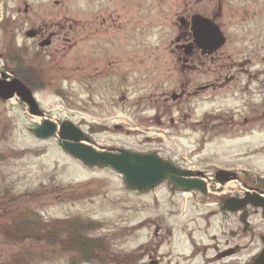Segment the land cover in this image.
I'll list each match as a JSON object with an SVG mask.
<instances>
[{
  "label": "rangeland",
  "instance_id": "374dc122",
  "mask_svg": "<svg viewBox=\"0 0 264 264\" xmlns=\"http://www.w3.org/2000/svg\"><path fill=\"white\" fill-rule=\"evenodd\" d=\"M56 1L60 4L55 5ZM3 2L0 12L23 10L26 3L34 11L57 12L87 27L83 38L76 39L75 50L54 57L58 61L41 64L34 53V68L42 74L43 84L35 83L34 92L42 115H31L18 98L0 100V264L21 258L25 264H128L131 258L126 257L139 256L157 230L171 233L176 242L193 234L198 244L214 234V220H210L212 227L206 221L213 219L214 211L204 205L219 202L213 199L219 197L183 194L167 182L145 192L134 191L113 170L88 168L66 154L60 138L41 140L30 129L45 119L58 125L71 121L89 135L87 144L98 151L153 153L179 167L209 174L221 165L264 170L261 131L194 126L204 119L216 122L219 107L237 105L226 91L200 94L190 106L195 112L184 115L179 104L171 113L166 107L158 113V106L146 98L151 92L158 100L159 93L170 95L181 82L177 56L170 47L179 14L188 8L212 16L214 10L228 37L247 25L243 14L253 10L257 18L248 24L254 37L261 28L258 14L264 11L263 0H8L9 7ZM115 6H120L119 20L106 35L100 27L101 16ZM14 31L11 25L0 31V57L7 51L13 54L16 45L25 42V33L15 41ZM229 45L220 53L227 52ZM115 60L119 61L117 72L106 77L107 64ZM188 73L200 83L211 80ZM211 192H217L214 182ZM38 221L48 234L27 235L24 248L3 237L7 225ZM57 222H68L61 228L66 233L58 230ZM83 223L89 226L84 239L95 243L92 247L97 250V258L88 261L79 256L74 238L67 234V229ZM20 250L25 252L19 255Z\"/></svg>",
  "mask_w": 264,
  "mask_h": 264
},
{
  "label": "flooded vegetation",
  "instance_id": "af4514ba",
  "mask_svg": "<svg viewBox=\"0 0 264 264\" xmlns=\"http://www.w3.org/2000/svg\"><path fill=\"white\" fill-rule=\"evenodd\" d=\"M254 1L256 2V0ZM1 3L2 0H0V6ZM3 4L9 7L8 0H4ZM59 4V1L55 2V5ZM119 7L103 10L100 27L103 28L106 35L111 29H114L119 20ZM256 13L253 10L244 13L243 19L247 25L243 26L238 33L236 31L232 34L233 37L231 33L227 37L223 33L222 25L217 21L219 18L214 10L212 16H207L206 13L185 9L176 17L174 24L176 36L170 44L177 56V69L182 73V76L180 75L181 82L172 94L159 93L161 97L159 100L155 99L152 92L149 93L146 97L148 103L158 106V113L163 112L165 107L169 108L171 113L175 105L179 104V113L184 115L188 112H195L190 106L200 94L226 91L237 105L234 104L233 109L230 106H228L230 109L219 107L216 112L217 118H214L216 122L210 123L204 119L202 123L194 126H208V128L211 126L228 131H261L264 134V11H260L258 14L261 28L254 29V37L251 36L252 27L248 24L257 18ZM49 14L46 11H34L26 3L23 10L19 7L17 10L9 9L0 12V31L11 25V28L16 32L15 41L21 32L25 33L26 38L22 45H16L13 54L7 51V54L0 57L2 61L0 80L11 82L18 79L34 93L37 89L35 83H42L41 72L34 68L36 64L34 53L38 54L41 64H46L48 59H54L64 52H68L70 55L75 50L76 39L83 38L82 35L87 26L81 25L76 20L69 21L66 17L63 19L57 12L55 15L53 12H49ZM197 17L207 18L219 26L226 40L224 47L211 52L196 45L193 28ZM248 25L250 29L247 28ZM26 42L31 44H26ZM228 45L227 52L220 53ZM35 49L36 52H34ZM106 52L107 50L103 51L104 54ZM181 55H184V58ZM54 60L58 61V59ZM118 64V60H115L114 64L108 63L105 76L109 77L115 74ZM258 65L260 68L255 69ZM188 72L204 78L210 77L211 80L208 82L202 80L200 83L193 79L194 77L189 78ZM121 73L122 70H120ZM121 78L123 81L124 74ZM120 85H122L121 81ZM171 124L175 125V122L171 120ZM181 125L185 126L183 123ZM261 144V151H263L264 142ZM238 166L240 165L230 167L238 168ZM243 167L250 171L243 172L242 176L239 173L230 181L242 182L243 193L235 191L233 197L247 199L248 205L244 211L240 213L228 211L225 208V198L213 205L207 204L206 206H211L214 211L211 212L213 219H206L208 227H212L210 220H214V234L205 237L206 240L198 244L192 240L193 234L176 242L171 233L159 234L157 230L140 248L139 256L132 253V256L126 257L127 259L131 258L128 264H264L263 210L254 207L252 203H261L260 199H264V170ZM251 170L258 174L252 176ZM215 173L217 172L215 171ZM4 199L6 197L3 198V201ZM243 214L244 218L241 217ZM254 217H258V219ZM39 224L40 221H38L39 233L34 235L39 237L48 234L49 231H44L43 224ZM3 237L9 241L17 242L16 245L19 243L20 248H24L22 243L27 239L25 235H15L9 232ZM50 237L55 238L56 235ZM189 247L191 250L188 251ZM24 252L25 250H20L19 255ZM0 258H2L1 252ZM6 264H25V260L23 258L16 259Z\"/></svg>",
  "mask_w": 264,
  "mask_h": 264
},
{
  "label": "water",
  "instance_id": "95a60500",
  "mask_svg": "<svg viewBox=\"0 0 264 264\" xmlns=\"http://www.w3.org/2000/svg\"><path fill=\"white\" fill-rule=\"evenodd\" d=\"M193 31L195 43L202 49L213 52L220 49L225 43L219 28L207 19L197 17L194 21ZM15 95L30 107L32 114H40L32 92L20 81L0 80V98L10 100ZM58 131L61 147L67 154L89 168H109L117 172L134 190L147 191L168 181L176 188L186 192L197 190L203 194L207 193L206 184L201 180L194 179L193 172L181 170L156 155H142L127 150H119L117 153L95 150L85 144L89 137L69 121L63 122L58 128L57 124L45 120L41 126L32 129L31 132L40 139L49 140L54 138ZM230 176L232 175L229 173H220L217 180L224 184ZM226 203L229 210L238 212L243 210L248 202L247 200H229ZM252 203L254 206L264 209V202Z\"/></svg>",
  "mask_w": 264,
  "mask_h": 264
},
{
  "label": "trees",
  "instance_id": "16d2710c",
  "mask_svg": "<svg viewBox=\"0 0 264 264\" xmlns=\"http://www.w3.org/2000/svg\"><path fill=\"white\" fill-rule=\"evenodd\" d=\"M25 81V80H24ZM65 223H56L58 226V230L60 232L66 233L63 229H61ZM38 225L34 224L33 222L27 223L24 225H12L11 227L6 228V231H8L10 234L15 235H30L32 233L37 234L38 232ZM89 226L85 223L83 224H76L71 229H67V234H69L71 237L74 238L75 243V249L80 253L79 256L81 258L85 257V261H88L89 258H96L97 256L94 254L97 250L94 249L92 246H94L95 243H92L90 240L84 239L86 235L88 236ZM32 234V235H34ZM97 244V243H96ZM73 248V247H72Z\"/></svg>",
  "mask_w": 264,
  "mask_h": 264
}]
</instances>
